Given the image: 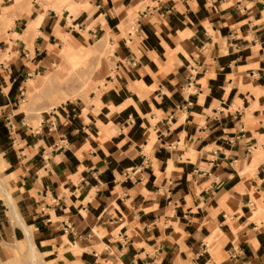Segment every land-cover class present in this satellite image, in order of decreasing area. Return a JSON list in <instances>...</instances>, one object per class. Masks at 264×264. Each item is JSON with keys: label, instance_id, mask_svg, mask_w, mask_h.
I'll return each mask as SVG.
<instances>
[{"label": "crops", "instance_id": "0c3cea01", "mask_svg": "<svg viewBox=\"0 0 264 264\" xmlns=\"http://www.w3.org/2000/svg\"><path fill=\"white\" fill-rule=\"evenodd\" d=\"M64 40L114 70L33 126ZM23 227L44 264H264V0H0V264Z\"/></svg>", "mask_w": 264, "mask_h": 264}, {"label": "rangeland", "instance_id": "374dc122", "mask_svg": "<svg viewBox=\"0 0 264 264\" xmlns=\"http://www.w3.org/2000/svg\"><path fill=\"white\" fill-rule=\"evenodd\" d=\"M92 42L91 45H83L87 48V50L82 49L81 44H72L68 43L67 46L69 47V51L65 53L62 57H60L59 53L57 52L56 61L64 60V63L62 64L63 68L68 69L70 65L68 63L74 64L76 61L83 60V64H79L78 69H87V71L90 73L88 77V81L86 82L87 87L89 88L85 91H80V93H77L78 96L73 98H67L65 97L67 94L63 93L57 97L54 96L53 93H51V87L44 85V77L42 78V83L35 84L28 86L27 89H25V93L23 95V99L20 100V106L21 110L26 115L25 122L32 124L33 126L37 125V120H33L34 117H39V112L45 109H49L52 107L53 102H56L54 105H58L57 100H83L85 102L89 101V97L91 93L96 92L98 88H100L103 85V82L108 74H112L114 70V63H113V47L106 42L105 40H100L96 43ZM106 43V44H104ZM105 45V46H104ZM59 46L57 50L60 48ZM56 50V51H57ZM56 62V63H57ZM52 65V70L54 69V66ZM83 66V67H82ZM89 66V67H88ZM87 78V77H86ZM57 81L60 83H57L56 80L51 83L53 90H58L64 83L60 79ZM97 81V82H96ZM85 83V82H84ZM94 83V85H93ZM50 84V85H51ZM86 85H83L86 86ZM55 86V87H54ZM49 88V89H48ZM30 95H33V100H31ZM32 119V120H31ZM33 254L29 251V245H28V251L27 249L24 250V252H20L19 254H16L14 251L10 252V258L9 260L11 264H44L42 261V256L40 255L39 261L36 263L35 257ZM31 256V257H30ZM9 262V264H10ZM50 264V263H45Z\"/></svg>", "mask_w": 264, "mask_h": 264}, {"label": "bare ground", "instance_id": "6f19581e", "mask_svg": "<svg viewBox=\"0 0 264 264\" xmlns=\"http://www.w3.org/2000/svg\"><path fill=\"white\" fill-rule=\"evenodd\" d=\"M68 43H69V41L64 40V43H63L62 49H61V53H60V57H62L65 53H67L69 51V47L67 46ZM104 44H106V43H104ZM82 49L87 50V48L85 46H83ZM82 62L84 63V59L76 61L74 64L70 63L71 65L68 69L62 67L58 70L53 71L52 74L50 75V77L46 79L45 85L49 86V88L51 87V91H54L52 89L51 83L53 82V80L54 81L56 80V82L59 83L60 81L58 82L57 79L58 80L60 79L64 83L62 84V86H59L60 88L58 90L55 89V91H57V93L67 94L65 97H67L68 99L78 96L77 93H80V91L83 92L89 88V86L87 87L86 82L88 81L87 79H88L90 73L87 71V69H78L79 64H83ZM83 85H86V86L83 87ZM93 85H94V83H93ZM30 97H31V100H33V95H31ZM64 101H65V99H64ZM62 102H63V100H60L57 103L60 104ZM52 106H55V105L52 104ZM23 228H24V231L26 234L27 243L29 245V251L31 254H33V256L35 257V261L37 263L39 261L40 254L37 251V249L33 243V239L31 237L30 233L28 232V230L25 227H23Z\"/></svg>", "mask_w": 264, "mask_h": 264}]
</instances>
